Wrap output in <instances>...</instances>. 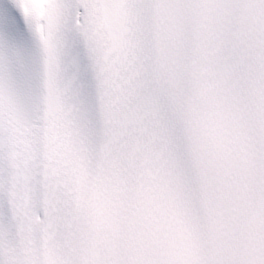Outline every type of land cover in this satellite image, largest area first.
<instances>
[{
  "label": "snow or ice",
  "instance_id": "6c2138e0",
  "mask_svg": "<svg viewBox=\"0 0 264 264\" xmlns=\"http://www.w3.org/2000/svg\"><path fill=\"white\" fill-rule=\"evenodd\" d=\"M0 264H264V0H0Z\"/></svg>",
  "mask_w": 264,
  "mask_h": 264
}]
</instances>
